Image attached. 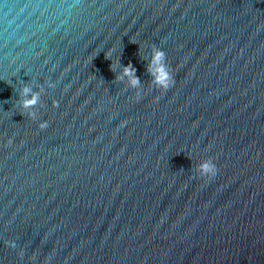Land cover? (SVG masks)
<instances>
[{"label":"water","instance_id":"water-1","mask_svg":"<svg viewBox=\"0 0 264 264\" xmlns=\"http://www.w3.org/2000/svg\"><path fill=\"white\" fill-rule=\"evenodd\" d=\"M0 264H264V0H0Z\"/></svg>","mask_w":264,"mask_h":264},{"label":"clouds","instance_id":"clouds-1","mask_svg":"<svg viewBox=\"0 0 264 264\" xmlns=\"http://www.w3.org/2000/svg\"><path fill=\"white\" fill-rule=\"evenodd\" d=\"M164 58L165 55L162 50L157 49L156 52H154V59L157 61L158 66V72L156 74L159 77V79L156 80V83H158L161 88L167 89L172 82V76L170 71L168 70L167 65L163 63ZM135 83L138 84L139 81L136 80ZM28 91V89H25L26 93ZM36 99H38V97L34 96L31 101L26 102L25 106H31L32 103H35ZM41 126H43V124ZM197 171L202 176H214L216 174L217 169L215 164L210 159H207L201 161L197 165Z\"/></svg>","mask_w":264,"mask_h":264}]
</instances>
